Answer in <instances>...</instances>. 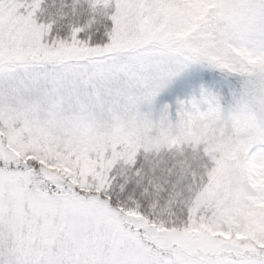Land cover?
Segmentation results:
<instances>
[{"label":"snow or ice","instance_id":"1","mask_svg":"<svg viewBox=\"0 0 264 264\" xmlns=\"http://www.w3.org/2000/svg\"><path fill=\"white\" fill-rule=\"evenodd\" d=\"M0 264H264V0H0Z\"/></svg>","mask_w":264,"mask_h":264}]
</instances>
